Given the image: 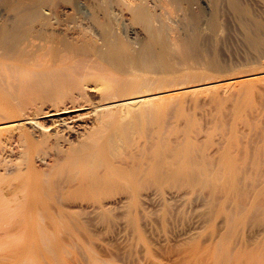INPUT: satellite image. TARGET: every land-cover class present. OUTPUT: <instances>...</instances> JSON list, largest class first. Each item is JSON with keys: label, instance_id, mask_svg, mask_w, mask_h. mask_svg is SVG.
<instances>
[{"label": "rangeland", "instance_id": "374dc122", "mask_svg": "<svg viewBox=\"0 0 264 264\" xmlns=\"http://www.w3.org/2000/svg\"><path fill=\"white\" fill-rule=\"evenodd\" d=\"M18 1L0 0V5L6 9L18 8ZM50 1L47 6L54 13L57 9L55 14L64 22L73 25L83 22L82 27H87L86 21L74 13L80 10L84 14L92 12L90 0ZM115 1L102 0L99 4L98 0L94 1L100 11L96 14L100 17L95 18L98 19L96 22L105 23L109 17L114 32L142 51L149 39L148 32L144 26L132 21L130 9H127L130 7L132 12L136 1L127 0L129 5L126 0ZM196 1L188 0L195 11ZM82 2L85 3L83 9ZM252 2L256 5L255 0H237L236 8L228 5L214 8L207 29L196 28L194 32L196 40L189 49L188 63L177 57L175 73L168 74L164 69L156 70L154 74L150 72L151 77L159 76V73V79L176 82L187 76L196 79V84L242 80L222 88L191 91L182 97L164 100L167 102L158 112L145 119L144 132L130 134L123 155L131 158L139 145H153L152 137L157 135L155 145L163 151L157 176L154 177L155 171L148 172L150 164L147 161L141 166L132 160L128 167L125 163H115L113 176L103 175V170L94 177L79 175L68 165L53 169L52 165H41L40 161L37 165L43 174L38 178L18 172L4 175L7 179L0 182V188L5 194L25 181L39 194L34 199L37 214L48 215L47 220L42 217L41 221L44 219L48 223L53 219L55 224L56 219L61 221L62 218V226L65 224L70 229L68 233L59 221L56 227L52 223L49 224L53 227L47 224L50 228L45 224L41 226V217L34 220L38 221V226L31 218L19 222L21 226L31 221L30 228L34 225L36 230L44 226L51 229L50 232L66 229L67 237L65 232L62 235L58 232L62 237L58 239L63 243L57 241L62 245L56 246L59 258L56 260L54 254V264L62 261L64 252L68 253H64L68 260L63 257L65 261L61 264L71 263L76 258L78 263L72 264H86L94 254L95 258L106 257L108 262L113 259L110 263L115 264H264V77L253 81H248L247 77L264 71V9L256 8ZM150 4L152 6L153 2ZM168 6L162 17L171 29L175 28V32L186 38L183 34L191 30L186 29L182 13ZM237 17L248 23L240 25ZM225 18L233 20L232 23H226ZM157 21L155 25L159 27L160 20ZM58 28L64 30L66 26ZM169 32L167 37L173 34ZM201 35L208 41L206 46L199 41ZM18 58L21 64L34 67L49 65L55 57L45 48ZM94 63L106 66L101 60L93 59ZM75 65L84 66L81 62ZM14 69L0 67V100L10 105L17 104L16 86L19 84L8 86L6 81ZM187 85L191 86L184 84ZM187 148L191 149L190 154L186 153ZM4 172L0 167V175ZM18 174L22 178L13 177ZM58 224L61 229L57 228ZM70 240L72 244H68ZM63 245L69 250L65 251ZM74 247L76 257L72 253ZM7 250L0 252V261L11 259L8 264H16L17 259L13 262L12 257L17 252L8 250L6 256ZM90 250L91 254L96 251L92 257ZM80 252L84 253L80 255Z\"/></svg>", "mask_w": 264, "mask_h": 264}, {"label": "bare ground", "instance_id": "6f19581e", "mask_svg": "<svg viewBox=\"0 0 264 264\" xmlns=\"http://www.w3.org/2000/svg\"><path fill=\"white\" fill-rule=\"evenodd\" d=\"M48 1L21 0V3L17 2L18 8L13 9H6L0 5V67L4 70L9 67L10 70L11 67L15 68L13 73L7 76L6 81L8 86L10 83L18 82L19 84L16 86L18 87L16 105H10L3 101L5 104L1 108L3 102L0 100V167L1 171H5L3 175H0V182L7 179L5 174L13 172L38 178L43 174L39 169L40 165H37L38 161L41 162V165H52L53 169L68 165L79 175L89 177L97 176L98 172L102 170L105 173L103 175L113 176L115 163H125L128 167L129 160L141 166L144 161H147L148 165L150 164L148 172L155 171V177L161 165L160 158L163 155V151L155 145L157 135L152 137L153 145H139L137 153L131 158L123 155V149L128 145L130 134L144 132L145 119L151 114L157 113L159 108L171 99L182 97L191 91L222 88L224 85H233L242 81L236 78L237 81L226 80L224 84L207 81L196 84V79L187 76L180 82L168 78L166 80L159 79V73V76L151 77L153 72L160 69H164L168 74L175 73L177 57L184 63H188V58L191 56L189 49L191 50V45L196 40L194 35L196 28L201 31L206 30L214 8H218L219 5L222 8H225L226 5L236 8L237 0H197L195 7H197L196 11L200 13V16L198 13L196 14L194 5L189 4L188 0H167L168 2L132 0L131 3L136 1L132 12L131 8L127 7L133 17L132 21L144 26L149 35L142 51L131 46L127 39L118 35L116 31L114 32L109 17L105 23L96 22L98 19L95 20V18L99 17L96 16L99 11L98 4L102 0H98V4L94 2L97 0H90V2L88 0L90 8L95 14V21L91 11L85 12V14L82 10L74 13L77 18L86 21V28L82 27L83 22L80 25L64 22L62 17L60 19L59 15L55 14L57 9L54 13L47 6ZM51 1L55 3L57 0ZM67 1L69 3L70 0H64V2ZM150 2H153L155 8L153 5L151 6ZM83 3L80 5L82 9L85 4ZM125 3L128 4L127 0ZM125 3L122 2L123 5ZM255 3L256 5L253 4L256 8L264 9V0H255ZM78 4L77 2L76 5ZM107 5L110 6V4ZM167 5L182 13L183 20L182 18L181 20L184 21L186 29L191 30L190 33L183 34L186 35V38L179 35L177 30L175 32V28L171 29L169 23L167 24L162 17ZM80 6H77L78 9ZM250 6L254 8L252 4ZM246 10L249 11L247 8ZM60 12L62 14L63 11ZM80 12L82 16H80ZM157 20H160L159 27H157L158 24L155 25ZM224 21L230 24L233 20L225 18ZM236 21L240 25L248 23H245L241 17H237ZM58 26H66V28L60 30ZM169 31L173 33L171 37H167ZM199 41L205 46L208 42L204 35L199 37ZM45 48H48L55 57L53 63L44 66L37 64L34 67L21 64L19 56L27 52H38ZM155 48H157L156 51ZM93 59L101 60L106 66L92 64ZM78 62L83 63L84 66L76 67L75 64ZM148 73L151 75L147 76ZM263 74L264 71L256 73V76L251 74L247 76L248 81L261 79L264 77ZM184 84H191V86L185 87ZM8 88L10 89V87ZM3 91L4 95L6 91H4L5 93ZM0 96H2L1 92ZM185 151L187 154L191 153V149L187 148ZM13 177L22 178L20 174ZM33 194L35 196H32ZM38 196L39 194L35 193L25 181L7 194L0 188V252L4 253L7 248L11 252L14 247L17 254L13 256L16 253L13 251L14 254L11 253V255L13 262L17 259L16 264H54V254L56 260L59 258V250H57L59 245L57 246V244L62 242L60 235L68 229L67 225L63 223L64 226H62V218V222L58 218L57 222H54L58 223L59 221L61 227L66 229L62 230L63 232L57 229H55L57 232H50L51 229L48 230V225L53 222V219L52 222L46 223L48 215L37 214V202L34 199ZM42 217L46 219H43L44 222L41 221ZM27 218L33 219L32 222L40 218L39 225L41 223H43L41 226L48 224V227L44 226L45 228H39L40 230L37 228L39 231L33 229L38 221L34 222L32 229L30 228L31 221H29L30 224L25 223V225L19 226L20 220ZM65 219L64 221H67ZM23 222L24 220L21 223ZM56 223L52 224L56 227ZM65 223L67 224L68 221ZM26 224L30 226L27 227ZM13 225L16 227H11ZM60 225L57 227L58 229H61ZM66 231L71 232L70 229ZM58 232L61 234L59 235ZM67 232H65L66 237ZM73 234L72 232V237ZM59 236L60 239H58ZM68 238L70 239V237ZM71 241L68 244H72ZM66 249L65 251L69 250ZM75 249L76 247H74ZM7 251H5L6 256L9 254ZM76 251H72L74 257H76ZM91 251H89L90 254ZM64 253L61 255L66 259ZM82 254L80 252V255ZM73 256L71 255V259ZM95 256L94 254L92 260L90 259L87 263L115 264L110 263L113 259L108 262L106 257L108 261L105 258L102 259V256L98 257L100 259ZM68 257L70 258V256ZM62 258L61 260L65 261ZM76 259L68 264H72ZM8 261H0V264H8ZM62 261L58 262L61 264ZM78 261L76 262L78 263ZM116 264L119 263L116 262Z\"/></svg>", "mask_w": 264, "mask_h": 264}]
</instances>
